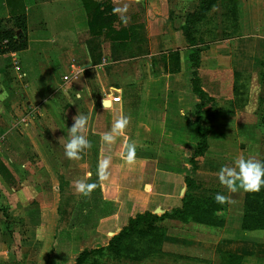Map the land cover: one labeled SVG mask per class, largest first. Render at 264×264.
Instances as JSON below:
<instances>
[{
    "label": "crops",
    "instance_id": "1",
    "mask_svg": "<svg viewBox=\"0 0 264 264\" xmlns=\"http://www.w3.org/2000/svg\"><path fill=\"white\" fill-rule=\"evenodd\" d=\"M110 1L114 9L127 5L126 12H114L120 22L116 28L124 26L131 34L116 58L111 42L90 34L80 0H22L27 46L0 55V161L14 178L10 184L0 176V264H63L83 248L109 240L138 213L162 214L182 206L184 177L200 134L193 123L198 100L184 66L180 27L198 1ZM238 1L239 36L222 40L218 26L219 40L201 53V86L222 112L208 122V149L196 159L198 188L192 190L229 199L219 204L212 198L218 225L166 220L162 254L143 264H224L228 255L241 256L239 264H264V229L245 227L247 197L253 192H229L217 176L221 166H234L240 156L264 161V91L262 97L260 89H252L255 83L264 86V37L257 35L264 23L253 19L251 9L257 5L264 15V0ZM9 15L6 0H0V19ZM174 51L180 53V71L170 73ZM234 72L246 79L245 94L234 90ZM104 100L112 106L104 108ZM121 108L129 123L113 133L114 142H105L102 137L112 131ZM77 114L88 116L81 134L91 147L81 159L69 160L64 143ZM125 141L136 145L132 164L122 155ZM106 157L107 178L101 179L97 166ZM63 165L75 172L68 193H77V179L95 183V189L60 202ZM48 174L51 184L46 185ZM44 193L56 196L47 200ZM70 246L74 252L65 256Z\"/></svg>",
    "mask_w": 264,
    "mask_h": 264
},
{
    "label": "trees",
    "instance_id": "2",
    "mask_svg": "<svg viewBox=\"0 0 264 264\" xmlns=\"http://www.w3.org/2000/svg\"><path fill=\"white\" fill-rule=\"evenodd\" d=\"M80 1L86 11L90 34L97 38H103L104 41L111 42L113 44L112 54L114 58H116L115 55L118 56L123 51L125 52L127 47L125 43L131 36L130 30L124 26L116 28V25L120 22L114 13L112 2L110 0ZM197 1V9L186 15L184 23L180 27L186 43V48L183 51L184 66L187 71L191 72V91L198 100L195 105L193 123L200 134L194 154L188 161L190 167L188 174L184 177L186 192L182 198V206L162 214L150 211L138 213L134 217L129 218L127 225L113 234L109 240L83 248L73 260L65 261L63 264H105L104 262L107 258L112 263L114 260H122L123 262L126 260L130 264H143L147 261H153L157 255L162 254L161 245L166 234V220L191 219L199 223L218 225L216 224L218 221L212 219L215 206L212 198L214 197L197 195L192 190L198 188L194 178L196 159L208 149L207 139L210 132L208 122L214 114L222 112L217 108L215 98L202 88L199 76L201 53L210 42L219 40L218 26H215L214 29L207 28L203 35L200 34V28L211 17V12L217 3L224 0ZM230 1L235 4L231 6L229 11L223 10L224 24L221 28V33L227 38L237 35L236 30L239 25V1ZM6 2L10 15L8 18L0 19V55L18 52L27 46L25 5L22 0H6ZM214 21V25H218L215 18ZM225 22H229L228 29L225 26ZM132 31L135 30L132 29ZM96 49L97 47L91 49V55ZM169 57L168 71L170 73L180 71L181 58L179 51L172 52ZM261 73L264 75V71ZM241 76L240 73L234 72L235 81L233 88L240 95L246 93V79L241 78ZM237 78H240V80H237ZM0 176L10 184L14 183V178L1 161ZM96 183H98V180H96ZM261 190H263L262 187ZM261 190L248 194L245 212L246 228L264 229V194ZM240 260L241 256L239 255H228L224 259V264H239Z\"/></svg>",
    "mask_w": 264,
    "mask_h": 264
},
{
    "label": "clouds",
    "instance_id": "3",
    "mask_svg": "<svg viewBox=\"0 0 264 264\" xmlns=\"http://www.w3.org/2000/svg\"><path fill=\"white\" fill-rule=\"evenodd\" d=\"M126 12L127 5L123 9H114V12ZM122 19L125 20L126 18ZM120 91V90H117ZM79 99V97H77ZM111 101L104 100V108H110ZM183 115V112L181 113ZM129 123V117L123 114L121 108L120 114L116 118L112 131L107 132L103 135L102 139L105 142L112 143L115 141V135L125 129ZM88 124V116L84 114H77L74 117V123L70 128H67L68 135L64 143V155L69 160L81 159V153L91 147V142L82 133ZM123 147L125 149L122 155L124 156L127 163L132 164L135 160L136 145L134 143L124 142ZM110 163V157H106L101 160L97 166V175L101 179H106V169ZM234 166H221L217 176L219 183L225 186L229 192L235 193L238 190L244 192H259L261 187L264 186V161H258L254 159H247L243 156L237 157L234 160ZM91 173L87 174V178L90 179ZM75 191L82 195H89L93 189L97 186L95 183H87L86 179H77L74 182ZM228 197L220 193H216L214 200L216 203L224 204L228 201Z\"/></svg>",
    "mask_w": 264,
    "mask_h": 264
},
{
    "label": "rangeland",
    "instance_id": "4",
    "mask_svg": "<svg viewBox=\"0 0 264 264\" xmlns=\"http://www.w3.org/2000/svg\"><path fill=\"white\" fill-rule=\"evenodd\" d=\"M247 1V0H246ZM235 3L233 2V3H231V1L230 0H224L223 2H221L218 6H217V8H214V10L211 12V17H209V19L207 20V21H205V25L203 26V27H201L200 28V34L201 35H203V33L206 31V29L208 28V29H214V27L215 26H219L220 28H219V30L223 27V24H224V17H223V13H224V11H229L230 9H231V6L232 5H234ZM256 7H257V5H254L251 9L253 10L254 9V13H253V19L254 20H256L257 21V23H258V21H261L260 22V25H262L263 23H264V15H260V11H259V13H258V9H256ZM224 10V11H223ZM256 10V11H255ZM225 12V13H226ZM260 15V16H259ZM214 18L216 19V22L218 23V25L216 24V25H214ZM261 18V19H260ZM217 19H218V21H217ZM240 15H238V24L240 23ZM242 22V21H241ZM226 23H227V25H226ZM228 23L229 22H225V26L227 27V29H228ZM241 26L242 25H239V27H237V35L239 36V34H240V31H241ZM218 28V27H217ZM229 32H231V30H229ZM257 35H260L261 37L260 38H262V37H264V29H263V25L262 26H260L259 27V29H258V32H257ZM237 36V37H238ZM230 38H234V40H235V35H233L232 37L230 36V37H228V39H230ZM220 39H227V37H225V36H223V34L221 33V37H220ZM261 40V39H260ZM204 79H206V81H207V79H208V75H207V73H205L204 74ZM251 86V85H250ZM252 89L253 90H255V89H257V91H258V89H260V93L258 94V95H261L262 97H263V95H262V92L264 91L263 89H264V86L263 85H260V86H258V83L256 84H254V86L252 87ZM67 165H70V164H68L67 163ZM66 165H63L62 167L63 168H65L64 170H65V172H62L63 174H64V177H63V175L62 174H60L59 176H60V183H59V186H63V187H65L64 188V192H60V202H72L73 200L74 201H76V199H78V196H79V194H77V193H68L67 192V187H70V186H73V182H72V178L70 177V175H72V174H74L75 172H73V170L72 169H70V167L68 166V167H65ZM69 170V171H68ZM54 179H55V177H54ZM53 179V180H54ZM27 181H28V183L30 182L28 179H26ZM44 183L47 185V183L48 184H51V179L49 178V174H48V176H47V181H46V179L44 178ZM149 189L150 188H148V187H146L145 189H144V191L146 192H148L149 191ZM66 190V191H65ZM28 196V195H27ZM43 198H46L47 200H52V198L54 199L55 198V196L56 195H50L49 193H44L43 195ZM91 199H93V198H91ZM93 218V217H92ZM79 235V234H78ZM79 243L80 242H78V245L77 246H75L74 248L75 249H77L78 247H79ZM93 244H95V243H93ZM74 246V245H73ZM73 248V249H74ZM72 249V246H70L69 247V249L67 250V249H65V251H64V253H65V256H71L70 254V252H74V250L73 251H70ZM105 264H114V263H112L108 258L105 260V262H104Z\"/></svg>",
    "mask_w": 264,
    "mask_h": 264
},
{
    "label": "built area",
    "instance_id": "5",
    "mask_svg": "<svg viewBox=\"0 0 264 264\" xmlns=\"http://www.w3.org/2000/svg\"><path fill=\"white\" fill-rule=\"evenodd\" d=\"M1 143H2V141L0 140V147H1Z\"/></svg>",
    "mask_w": 264,
    "mask_h": 264
},
{
    "label": "water",
    "instance_id": "6",
    "mask_svg": "<svg viewBox=\"0 0 264 264\" xmlns=\"http://www.w3.org/2000/svg\"><path fill=\"white\" fill-rule=\"evenodd\" d=\"M147 186H148V185H146V187H147ZM146 187H145V188H146ZM155 213H156V212H155Z\"/></svg>",
    "mask_w": 264,
    "mask_h": 264
}]
</instances>
